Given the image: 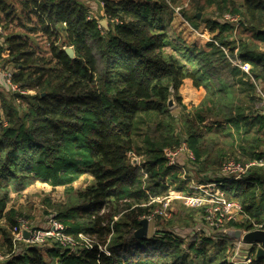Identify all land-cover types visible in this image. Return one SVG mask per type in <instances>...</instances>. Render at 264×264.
Masks as SVG:
<instances>
[{
  "label": "trees",
  "instance_id": "1",
  "mask_svg": "<svg viewBox=\"0 0 264 264\" xmlns=\"http://www.w3.org/2000/svg\"><path fill=\"white\" fill-rule=\"evenodd\" d=\"M101 2L98 17L83 0H19L20 12L15 2L0 0V64L11 67L13 81L26 91L2 105L0 214L11 186L23 189L37 180L64 186L74 194L58 206L56 218L67 233H83L92 241L91 248L76 251L54 243L58 247L48 248L53 257L46 261L38 245L25 244L15 255L12 234L1 228L10 257L0 264H194V258L233 264L225 258L232 241L226 232H219L218 242L204 233L186 241L168 231L159 240L140 239L135 232L153 213L152 199L166 192L168 180L185 182L182 168L168 166L166 149L186 142L195 155L192 175L200 172L201 182H222V166L230 159L240 163L217 151L213 141L230 127L249 143L239 145L244 152L257 156L254 160L264 158V151L254 150L264 144L263 98L257 90L264 92V0H194L196 10L212 7L239 16L241 24L236 29L208 19L218 33L207 47L194 48L188 58L192 66L166 52L164 0ZM234 31L242 35L234 37ZM35 34L42 35L47 48L32 40ZM236 49L249 73L232 62ZM186 79L205 94L195 117L179 120L168 104L172 94L183 103L179 91ZM209 118L218 128L203 125ZM203 127L215 129L214 136L206 137ZM129 153L142 158L139 167ZM84 174L90 183L74 189ZM226 182L221 188L247 216L228 228L249 231L264 225V165H252L242 180ZM10 221L13 229L18 220ZM210 244L217 248L214 254ZM251 252V264H264L255 248Z\"/></svg>",
  "mask_w": 264,
  "mask_h": 264
},
{
  "label": "rangeland",
  "instance_id": "2",
  "mask_svg": "<svg viewBox=\"0 0 264 264\" xmlns=\"http://www.w3.org/2000/svg\"><path fill=\"white\" fill-rule=\"evenodd\" d=\"M15 2L17 11L20 12L19 0H11ZM87 6L92 8L91 14L94 16H100L102 2L101 0H83ZM121 1V0H115ZM168 4V8L163 12L164 18L166 20V31H167V43L165 46L166 52L168 54H174L181 62L185 65L192 66V62L188 61L189 55L192 54L194 48H204L207 47L208 42H210L213 37L218 33L217 29H210V24L208 19L224 21L222 17L227 12H216L212 7H209L208 10L200 12L196 10L194 5V0H164ZM197 15V19H194L193 16ZM199 14V15H198ZM235 16V15H233ZM193 23L198 24L197 27L192 25ZM17 30V29H16ZM241 33L234 31V37L241 36ZM32 40L37 44H40L43 48H47L48 44L45 39L40 34L30 35ZM244 37V36H243ZM184 52V53H183ZM188 53V54H187ZM11 68V67H10ZM224 74V73H223ZM213 78H218L217 73H214ZM189 80V81H188ZM182 88L179 91V94L182 96V104H179L176 100L174 94L170 96L172 101L171 104H168V108L171 112L176 115L177 118L183 119L192 115L195 117V109L204 99L205 89L194 87L191 79L185 81ZM189 82V83H188ZM16 92H11L6 86L0 85V115H4L2 112V105L4 100H10L11 96ZM18 101H16L17 103ZM185 105V109H183ZM190 117V116H189ZM191 117V118H192ZM214 120L211 118L207 119L204 126H212V128H218L214 125ZM180 124V123H179ZM230 126V125H228ZM206 134V137L214 136V130L207 131L205 127L201 129ZM223 132H226V135L221 137L214 136L213 141L217 142L215 148L217 151L224 150L225 157L235 156L239 158L240 163L249 164L253 162L257 156L251 157L252 155L249 152H244L240 144L248 145L249 143H242L238 135L234 132V129H225ZM252 143V142H250ZM256 152L264 151V144L254 148ZM248 151H250L248 149ZM255 152V154H256ZM136 158V161H132L134 165L138 166L142 163V158L134 156L132 160ZM264 161V158H261ZM210 170H207L209 175H212L214 168L210 167ZM212 171V172H210ZM206 172V171H205ZM197 170H194L193 176L198 179L202 178ZM203 176V175H202ZM199 180V179H198ZM91 177L88 174L82 175L76 182L73 183V187L76 190H82L85 186L90 183ZM168 189L166 192L160 196V200L155 201L156 207L153 213L143 219H148V234L146 238L149 240H159L161 237L166 236L165 231L171 232L173 236H178L184 238L186 241L193 239L195 236L194 232L196 231L197 226H202V207H197L187 203V200H184L180 197L181 193L188 195L191 192L188 182L176 183L173 184L168 180ZM208 182V181H207ZM231 183V182H226ZM183 188V190L181 188ZM223 190V189H222ZM225 192V190H223ZM226 193V192H225ZM74 192H70V195ZM68 192L64 186H52L47 182L37 180L30 184L29 186L23 189H16L14 186L10 187L9 198L7 205L2 214H0V255L3 259H0V263H5L10 255L6 254L5 246L2 245V238H4L3 231L1 228H5L7 232L14 238L13 229L11 228L10 218L14 220H24L27 222L28 226L33 227L35 230L39 231L40 229L47 228L49 222L56 218L57 208L61 204H65L69 200ZM233 199V198H232ZM157 200V199H156ZM235 202L237 200L233 199ZM165 210L164 214L157 212ZM58 219V218H57ZM245 219L241 218L237 223H244ZM232 222L225 223L214 231H201L206 236H210L215 239V242L220 240L219 232H224ZM164 231V232H162ZM169 235V234H167ZM88 237L79 240L80 246L88 243ZM236 242V243H235ZM22 244L17 243L15 255L23 253V249L26 247L25 242ZM34 245V244H33ZM55 244L53 242L45 243L40 248V253L46 261L52 260V255L49 253L48 248H53ZM78 246V247H80ZM58 247V246H55ZM210 253L214 254L217 251L216 247L213 245H208ZM225 258L227 261H231L233 255L240 254L244 256L247 251V244L241 243V241L232 240L226 245ZM107 251V249H106ZM194 255V254H192ZM202 259H195L194 264H203Z\"/></svg>",
  "mask_w": 264,
  "mask_h": 264
},
{
  "label": "built area",
  "instance_id": "3",
  "mask_svg": "<svg viewBox=\"0 0 264 264\" xmlns=\"http://www.w3.org/2000/svg\"><path fill=\"white\" fill-rule=\"evenodd\" d=\"M222 17L224 18L225 22L234 24L236 29L240 27L241 19L239 16H233L227 13ZM234 62L237 63V65H239L245 72H250V66L248 64H243L240 60H236ZM13 74L14 71L11 68L3 67L2 64H0V85L6 86L11 92L26 93L25 90H22V88L13 81ZM257 90L263 98L262 102L259 104V107L264 108V92L260 87H258ZM165 155L168 166L172 168H182L184 171L182 180L189 183L192 193H189L188 195L181 193L180 197H182L184 200H187V203L190 205L203 208L202 218L204 223L202 226H197L194 234H201V231L206 230L214 231L225 223H236L239 221V219H245L247 217L242 206L238 202L228 199L226 193L222 190L220 185L224 184L225 181L232 182L242 180L252 165H264V161L262 159L254 160L253 162L246 165H243L234 159H230L222 166L219 171V176L223 178L222 182H201L192 175L191 168L193 164L192 162L195 159V155L188 147L186 142L182 143V145L176 149H166ZM129 156H132V158L134 157L132 153H129ZM158 200H160V197L152 199V202ZM157 212L159 211L157 210ZM159 213L164 214L165 210H162ZM254 229H264V225H256L252 230ZM26 230L31 232L29 238L24 236V232ZM227 230L228 229L224 230V232ZM13 234V240L15 244L25 242L26 244L43 246L45 243L53 242L62 246V248H68L72 251H76L82 246H86L87 248H91L92 246L91 239L85 234L80 233L78 236H74L67 233L65 225L57 218L51 220L47 228L40 229L39 231L28 226L27 222L24 220H18L17 225L13 227ZM85 236L88 237L89 241L87 244L80 246L79 240L85 238ZM247 246H249V248H247L244 256H241L240 254L233 255L231 259L233 264H238L241 262L251 264L254 259V254H252L251 250L255 248L257 251L259 247H262L260 243L255 245L247 244ZM0 259H3L1 255Z\"/></svg>",
  "mask_w": 264,
  "mask_h": 264
},
{
  "label": "water",
  "instance_id": "4",
  "mask_svg": "<svg viewBox=\"0 0 264 264\" xmlns=\"http://www.w3.org/2000/svg\"><path fill=\"white\" fill-rule=\"evenodd\" d=\"M199 15V14H198ZM101 25L104 27H107V20L103 19L101 21ZM67 52L69 54L73 53V49L72 47H69L66 49ZM172 101L169 100V104H171ZM132 161H136V158H134V160ZM142 227L139 228L136 232L135 235L137 237H139L140 239H147L146 236L148 234V224H149V220L148 219H142L141 221ZM31 232L29 230H26L24 232V236L26 238L30 237ZM226 234L229 236V238L231 240H235V241H241L244 244H248V245H255L257 243H260L262 245V247H259L257 250V257L261 258L264 257V229H254V230H250V231H244L242 229L239 228H235V229H228L226 231ZM238 264H246L244 262L238 263Z\"/></svg>",
  "mask_w": 264,
  "mask_h": 264
},
{
  "label": "crops",
  "instance_id": "5",
  "mask_svg": "<svg viewBox=\"0 0 264 264\" xmlns=\"http://www.w3.org/2000/svg\"><path fill=\"white\" fill-rule=\"evenodd\" d=\"M102 6H103V3H102ZM101 14H103V8L101 7ZM211 41H214L213 39L211 40ZM225 50V52L228 54L229 52H228V50L225 48L224 49ZM235 54H236V58H232V62L234 63V64H236L237 65V63H235L234 61H236V60H240L239 58H238V49H236V51H235ZM241 61V60H240ZM185 81H187V79L185 80ZM189 81V80H188ZM185 83H187V82H185ZM189 83V82H188ZM203 182V181H202Z\"/></svg>",
  "mask_w": 264,
  "mask_h": 264
}]
</instances>
